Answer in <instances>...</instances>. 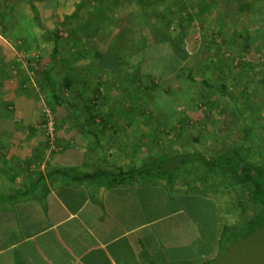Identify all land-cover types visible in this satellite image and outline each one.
Masks as SVG:
<instances>
[{"label": "crops", "instance_id": "0c3cea01", "mask_svg": "<svg viewBox=\"0 0 264 264\" xmlns=\"http://www.w3.org/2000/svg\"><path fill=\"white\" fill-rule=\"evenodd\" d=\"M214 1L215 12L206 13L208 18L224 19L225 31L245 30V22L237 23L245 3L264 9V0ZM179 9H174V17ZM253 14L259 24L251 27L256 34L252 40L257 43L262 37L259 43L264 46V33L258 34L264 31L260 26L264 10ZM142 18L136 0H0V28L36 31L42 37L55 31L76 33L88 52L103 54L102 63L122 55L117 54L122 50L121 31H156L153 26H139ZM134 36V53L151 46L147 38L146 44L140 42L138 32ZM65 54L55 65V74L67 69L68 76L75 65L85 64L84 57ZM89 57V62L98 61L93 54ZM40 85L44 86L43 79ZM23 99L15 100L14 110L27 121L33 115L32 102ZM59 110L70 123L65 111ZM62 130L63 150L49 158L39 126L0 124V264H213L217 260L219 200L183 186L170 189L163 182L100 187L77 180L103 167L95 163L97 157L91 158L86 133L73 123Z\"/></svg>", "mask_w": 264, "mask_h": 264}, {"label": "trees", "instance_id": "16d2710c", "mask_svg": "<svg viewBox=\"0 0 264 264\" xmlns=\"http://www.w3.org/2000/svg\"><path fill=\"white\" fill-rule=\"evenodd\" d=\"M174 1L136 0V4L151 19L155 18L151 16V13L158 12L162 8L161 12L159 11L162 14L160 17L162 27L170 30L171 15L174 14ZM186 1L195 13H199L198 3L202 4L203 7L206 6L204 14L199 16V30L206 31L208 34V37L205 36L206 41H208L211 31H218L217 34L224 35L223 31L227 26L226 21L222 18L211 19L207 15L211 9L215 12L214 0ZM194 11L192 10V12ZM253 11V4L245 3L240 7L238 17L246 23V28L241 32L237 31L236 36H228L222 42V48H225V51L234 52L238 55L247 54L250 51L249 48L255 44L250 37L247 23L250 22ZM193 14L187 16V22H195ZM183 24L180 23L181 28H183ZM177 31H180L179 28ZM35 32L9 31L8 37L22 39L28 43L33 51H39L42 42L48 45L50 51L41 56H33L27 60V63L36 76L43 79L44 87L49 92L53 104L65 111L71 124L73 123L79 127L80 131L86 133L89 150L93 152L97 148H101L103 141L109 138L120 153L129 152L133 159L139 155L143 146L149 151L146 162H137L134 166L128 167L121 164L113 171L99 168L93 172L84 173L81 177L76 178L77 180L98 184L100 187H113L124 183L163 182L170 189L183 186L191 193L209 195L219 202V195L227 192L230 194L227 202L230 213L226 214V212L221 213L220 211L219 243L223 241L224 235L229 229L235 231V236H242L255 232L264 226V112L260 110L256 113H250L249 93L253 81L244 71L246 65L244 61L235 66H227L219 56L221 50H216L211 46L208 47V51H211L214 57L212 56L213 59L209 60L211 62L209 67L213 64V69L210 71L207 66L208 76L202 73L206 69L201 72L202 75L200 76H195L186 70L178 71V77L181 76L186 81L201 86L204 91L214 90L231 106L230 110L224 109L219 115L223 117V120L227 118L229 125L220 119L218 123H221L223 128L219 129L220 131L217 133L203 138L198 136L190 141L186 137L184 138L185 142L178 145L176 142L163 143L158 137L147 141V143L144 142V139L142 141L134 139L130 143L124 124L126 121L132 120V117L133 120L140 121L146 115L145 107L143 106L142 109L131 108L122 121H120L122 117L112 111L113 96L111 94L115 86L103 81L102 75L106 72L101 67L103 54L91 51V56L93 54L94 60H100V64H97V61H92L82 65V67L80 66V69L75 65L70 69L72 70L70 75L62 74L59 76L55 74V65L66 55L68 49L78 47L79 50L86 52L82 46V37L76 33L74 35L66 34L65 31H55L48 33L46 37H42ZM163 36L159 38L162 46H152L143 51L144 54L146 52L148 55L152 54L150 55L152 66H146L145 70L142 71L149 82L148 87L155 86L157 76L166 75L170 70L175 71L177 65L188 61L190 56L187 43L184 42L185 39L179 32L175 34L174 38L166 37L167 35ZM166 42L172 45L174 59L170 56L171 63L166 59L168 57L166 53L170 51L164 45ZM6 48L8 59H11L12 49ZM251 49L254 50L253 47ZM121 54L116 59L118 66L115 71H111V73L114 72L113 74L119 71L123 72L124 67H130L133 64L134 53L131 55L128 53L125 57L123 53ZM141 57L143 56H139V58ZM73 60L69 59V61ZM138 63L140 65V61ZM258 67L261 68V66H254L255 75L264 70L258 71ZM235 68L237 71H234ZM61 71L66 73L67 69ZM153 71H158L160 74L156 73L155 75ZM140 72L141 70H137L136 75H139ZM56 76L59 77L56 78ZM260 79L264 83V74L260 75ZM74 88L78 92V99L82 103V108H80L81 103L80 107L77 108L74 103L63 96L65 89ZM79 110L83 111L84 118L78 114ZM229 214L234 215L232 217L236 218L237 221L226 219Z\"/></svg>", "mask_w": 264, "mask_h": 264}, {"label": "rangeland", "instance_id": "374dc122", "mask_svg": "<svg viewBox=\"0 0 264 264\" xmlns=\"http://www.w3.org/2000/svg\"><path fill=\"white\" fill-rule=\"evenodd\" d=\"M175 1L174 9L180 8V11L179 13L177 12V17L171 15L170 31H158V29H164L160 20L162 16L160 10H162V8L159 10L160 12L154 11V14L152 13L153 17H155L154 19L144 14L145 19H139V26H142V24L148 25L150 28L153 26L156 31H121L118 39L121 43L119 46L122 50H117V54L123 53L125 57L129 52L130 55L134 53L135 43L133 37H135V32H138L137 38L141 43L146 44V38L148 39L151 46L147 47V49L152 46H162L163 44L159 42V38L163 35V37L167 35L166 37L170 36L174 38L175 34L179 32L185 39L184 42L187 43V45H185L190 55L188 61L178 64L175 71L170 70L166 75L157 76L155 86L152 87L147 86L149 82L142 72L145 70L146 66H152L150 60V55L152 54L148 55L147 52L145 54L143 53L146 47L141 48L139 52L133 54V64L130 65V67H124L123 72L119 71L116 74H113L114 72L111 73V71H115L118 66L117 60L114 57L111 59L108 58L105 63L103 62L104 66L102 68L106 71L102 75L104 78L103 81L111 84V86H115L113 87L114 89L112 88L111 94L113 96L112 111L122 117L120 121L126 117L125 115L131 108L142 109L143 106L145 107L146 115L143 116L140 121L133 120L132 117V120L126 121L124 124L127 130V138L131 141L130 143H132L134 139L140 141L144 139V142L147 143V141L158 137L163 143L168 144L176 142V145H178L179 143H184V138L186 137L188 141L198 136L203 138L213 135V133H217L220 131L219 129L223 128L222 124L218 123L220 119L223 120V117L219 116L220 112L224 109L230 110L231 106L214 90L204 91L201 86L190 83L181 76L178 77V71L185 70L192 72L195 76H200L202 73L208 76L207 72L209 70L207 66H210L211 62H209V60H212L214 57L211 51H208V47L211 46L216 50H221H219V56H221L227 66H235L241 61L245 62L244 71L248 73L254 82H251L252 88L249 93L250 113H256L260 110L264 112V83L261 82L262 80L260 79V75L264 74V70L260 71V69H264V46L259 43L263 38L260 37L259 41L253 44L252 47H257V49L252 51V47H250V51H248L247 54L238 55L234 52H227L225 48H222V42L226 40L228 36H236L237 31H223L224 35L217 34L218 31H211L208 41H206L205 36L208 37L207 32L199 30L200 14H198V12L195 13L194 9L188 6L187 1ZM198 5L199 11L206 10L202 4L198 3ZM253 5L255 7V12L260 9L264 10L262 6ZM192 10L194 12H192ZM191 13H194L193 16H195V22H193V24L187 23V16ZM220 14L222 13L219 11V15ZM241 22L243 21L239 18L237 23ZM180 23H184L183 28L180 27ZM247 23L249 25L248 30L250 28V37L254 39L256 34L254 31H251V27L258 25L259 21H255L254 14H252L250 22L248 21ZM241 25L242 23L240 26ZM260 26H264V19L260 21ZM178 28L180 31H177ZM4 30V28H0V124L23 125L30 122L39 126L40 130L43 131L45 142L48 146V156L50 158L63 150L62 144L59 143L62 140L60 134L63 131L62 129H66V126L70 123L60 117L62 114L61 111L53 104L49 92L46 91L47 89L40 85L42 79L36 76L27 63L28 59L33 56H41L50 51V49L47 44L42 42L39 51H33L28 43H25L22 39H16L12 36L8 37L9 31ZM263 33L264 31H261V33L258 34ZM152 41L155 43L152 44ZM210 41L211 43H209ZM103 43L107 44L106 39ZM164 45L170 50L166 53L168 57H166L165 54L164 57L171 63V57L174 59L172 55V45L168 42ZM6 47L12 49L13 58L8 59V51L5 50L7 49ZM140 47L142 46L140 45ZM78 50L79 48L75 47L73 49H68L67 52L79 58L84 57L85 60L83 63L85 64L90 63L89 56L92 52H88V49H85L86 52H81L82 50L78 52ZM139 56L143 57L139 58ZM138 61H140V65H138ZM96 63L100 64V61L98 60ZM24 64L26 65L24 66ZM255 65L261 66V68L258 67V71L260 72L256 75L254 74ZM80 66L82 67V64L77 65V67H79L78 69L81 68ZM209 68L211 71L213 69V64ZM205 69L206 71H204ZM137 70H141L142 73H139L140 76L136 75ZM234 71H237V69L235 68ZM71 73L72 70L69 74ZM153 73L156 75V73L159 72L153 71ZM56 74L59 76L62 74L67 76L64 72ZM75 88L78 89V87ZM75 88L70 90L65 89L63 96L68 98L79 108L81 101L78 99V92H76ZM18 97L22 98V101L24 100L23 98H27L32 102L31 110L33 111H31V113L33 112V115H30L27 121L24 119L25 116L17 115L18 113L14 110L15 100H17ZM80 108H82V103ZM79 112L84 118L83 111L79 110ZM223 121L227 124L229 123L227 118ZM142 148L143 149L139 152L140 156L138 155L133 159L129 152L120 153V151L114 147L112 140L106 138L103 141V146L91 152L90 156L93 160L94 157L98 158L95 163H100V167L108 171H113L121 164L128 167L134 166L137 162H146L148 159L147 153L149 154V151L144 146ZM89 153L90 152H88V155ZM219 198L221 213H230L228 208L229 205L227 204L230 194L224 192V194L219 195ZM232 216L234 215L229 214L226 219H235L234 221H237L236 218ZM234 233L235 231L233 229H229L225 233L224 239L220 243V255L213 264H264V226L247 235L235 236Z\"/></svg>", "mask_w": 264, "mask_h": 264}]
</instances>
